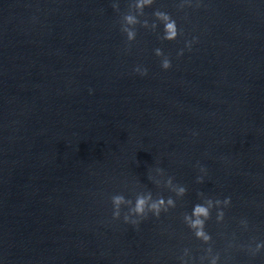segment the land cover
<instances>
[{
	"label": "water",
	"instance_id": "obj_1",
	"mask_svg": "<svg viewBox=\"0 0 264 264\" xmlns=\"http://www.w3.org/2000/svg\"><path fill=\"white\" fill-rule=\"evenodd\" d=\"M128 4L0 0V260L178 264L184 247H204L182 222L203 193L232 199L224 223H208L223 264H264V251L228 247L264 239V0H156L181 35L138 28L126 46ZM168 176L188 189L176 208L137 228L112 219L111 195H174Z\"/></svg>",
	"mask_w": 264,
	"mask_h": 264
},
{
	"label": "clouds",
	"instance_id": "obj_2",
	"mask_svg": "<svg viewBox=\"0 0 264 264\" xmlns=\"http://www.w3.org/2000/svg\"><path fill=\"white\" fill-rule=\"evenodd\" d=\"M201 0H179L178 8L199 7ZM156 0H129L128 11L123 12L119 19V31L122 33L126 46L131 45L137 38L138 28L157 34V39L162 42H172L177 40L182 30L178 26L177 18L170 12L162 8H154ZM113 10L118 11V4L112 5ZM151 9L150 17L146 15V10ZM197 41L193 36L191 40L184 41V47L177 50L176 55L182 56L185 49L191 50L192 45ZM153 54L159 59V65L162 70H168L172 67V61L169 55L161 47H155ZM133 72L139 76H146L148 69L141 64L133 67ZM91 92V89H89ZM193 135H196L193 132ZM194 167L198 168L199 175L196 176V183H204L207 174L205 166L197 162ZM157 172L163 175V169H157ZM152 179V177H149ZM160 183V181H153ZM163 184L174 195H160L153 197L151 191L139 193L134 198L125 197L123 194H114L110 197L111 216L113 220L122 219L125 224L137 228L143 221L150 216L159 218L162 213H167L170 209L177 206V198L183 197L188 191L183 184L175 183L172 176L163 180ZM203 197L195 203H192L190 210L182 215V222L191 236L199 241L204 247L201 248L198 256L193 255V250L184 247L177 257L178 264H223L221 253L213 248V235L208 231V223L214 219L216 224H222L225 221V210L231 206L230 196L223 198L204 197L203 193H198ZM214 213V217H213ZM241 231H248L249 222L246 218L238 221ZM237 247L245 254L256 257L264 251V239L252 238L247 244L234 245L231 241L228 247ZM0 264H3L0 260Z\"/></svg>",
	"mask_w": 264,
	"mask_h": 264
}]
</instances>
